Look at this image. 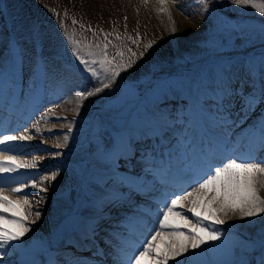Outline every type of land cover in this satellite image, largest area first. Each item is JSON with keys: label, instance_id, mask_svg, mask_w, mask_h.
<instances>
[{"label": "bare ground", "instance_id": "1", "mask_svg": "<svg viewBox=\"0 0 264 264\" xmlns=\"http://www.w3.org/2000/svg\"><path fill=\"white\" fill-rule=\"evenodd\" d=\"M26 1L46 18L58 22L75 20L78 24L100 31L103 37L107 34L112 42L127 45H134L132 40L142 44L152 42L150 54L171 50L178 40L198 37L207 26V12L197 0H165L164 6L171 14V21L168 14L161 11L163 6L160 0ZM173 22L177 29L175 35L171 31ZM117 36L120 40L116 39ZM17 61L22 63V60ZM15 67L17 65L11 64L7 52L0 54V95L9 91L2 101L6 110H9L8 114H11L9 117H0V138L7 134L28 136L30 139L2 144L0 151L11 149L4 154L35 162L36 167L21 169L16 173H0L8 175L2 178L6 177L5 181L8 179L11 187L23 186V193L13 194L9 185L1 182L2 178L0 187L11 199L26 195L33 215L28 216L31 231L21 241L13 242L8 249L0 250V255H3L0 264H31L33 260L38 264H76L77 261L81 264H97L96 259L101 264L103 256L111 258V253L122 252L121 245L135 244L131 242L130 235L143 241L148 230L156 226L158 208L176 194L190 190V186L201 178L202 173L195 182L189 181L192 173L199 170L194 163L189 164L191 158L202 161V171L209 157L220 162L226 156L245 157L251 151L257 160L264 159V153L260 150L264 136L255 130L259 122L252 125V134L256 132V138L249 143L247 135L251 130L238 131L240 127L232 122L235 119L232 110H238L239 102L233 99L229 106L230 112L220 114L217 112L216 100L213 102L219 96L212 97L211 93L208 95V92L201 90L195 91L199 93L196 96L198 100L188 98L184 101L183 106L189 107L192 114H183L182 121L178 118L179 114L168 112L167 116L163 114L162 117L150 110L128 121L121 128L123 135L115 138L116 152H122L126 156L124 160L118 157L120 164L115 162L113 166L103 159L102 165L94 164L92 171L87 172L85 158L88 148L82 145L81 135H84L83 128L87 126L88 110L73 98L71 91L64 90L61 81L46 76L44 68H25L24 73L28 77H35L40 88L52 92L50 98H55L58 105L51 109L55 117L44 113L43 106L35 101L29 112L22 114L24 110L15 98L19 93L8 84L10 76H14ZM237 75L245 76L242 73ZM77 83L74 79L68 82L72 87L79 86ZM217 84L220 85L219 80ZM23 92L28 93V90ZM195 92L191 91V95ZM210 108L215 115L207 113L211 111ZM221 117L227 119L226 124ZM66 121L70 122L67 124ZM242 121L239 120V123ZM91 125L90 130L94 132L102 127L99 123ZM75 128L80 130L72 131ZM208 132L212 135L210 138L207 137ZM65 135L68 136L66 141ZM97 137L93 143L98 145V154L99 148L101 153L111 148L112 136L102 133ZM159 139L162 145L156 144ZM130 140L143 144L138 150L135 145L132 147ZM143 146L150 148L146 156L154 167L145 168ZM160 174L163 175L160 178L163 184L180 186L182 181L179 191L164 197L157 193L154 181ZM33 183L37 187H32ZM40 188H46L47 191L40 192ZM259 195L264 198V187L259 189ZM23 211L28 215V208ZM35 212L40 213L39 219H36ZM32 220L35 223H31ZM246 221L234 217L224 225L217 226L223 232L221 240L202 246L197 250L201 254L192 258L194 253L186 254L187 258H191L190 264H239L249 252L232 245L231 240L232 236L235 238L238 235L243 239L249 236L244 225ZM206 249L209 250L205 252ZM222 252L231 255L232 261L224 259ZM179 261L180 264H186L185 257L179 258ZM170 264H177V261H170Z\"/></svg>", "mask_w": 264, "mask_h": 264}, {"label": "rangeland", "instance_id": "2", "mask_svg": "<svg viewBox=\"0 0 264 264\" xmlns=\"http://www.w3.org/2000/svg\"><path fill=\"white\" fill-rule=\"evenodd\" d=\"M208 9L206 29L200 32L198 37L178 40L171 50L159 54H150L148 51L137 60L132 69L117 78L111 89L81 100L79 95L86 90H94L93 85L96 80L83 70V66L73 55L72 40L77 42V46L92 45L95 50L96 44L104 42L100 31L88 25L81 28V24L75 23V25L73 21L58 22L53 18H46L26 0H0V39H2L0 54L7 52L11 64L17 65L13 70L14 76H10L8 84L19 92L17 97L22 98L23 90L26 89L32 94L38 81L35 77H28L24 73L25 68H44L46 76L52 77L54 81H61L64 90L71 91L72 96L74 94L73 98L89 113L86 118L87 126L83 128L84 135H81V143L88 148L85 158L86 171L91 172L94 164L100 166L104 163L102 156L99 155L100 148L98 154L96 152L98 145L93 143L99 134L104 133L113 138L116 134L118 137L123 135L121 128L146 110L162 117L163 114L167 116L168 112L174 113L182 108L185 115L192 114L189 107L183 106L184 101L188 98L192 101L198 100L196 96L199 93L195 91L201 90L208 92V95L211 93L212 97L219 96L220 85L217 84V80L220 81L219 69L224 65H232V84H238L240 96L244 95L245 85L251 86L246 62L249 58H258L261 52H264V34H262L264 17L251 8L234 6L230 0H209ZM129 48L137 53L143 51L142 46L138 48L135 44L112 42L108 47L109 58L115 56L117 51L127 53ZM16 58L22 60V63ZM241 73L245 76L237 75ZM73 79L79 86L72 87L68 84ZM254 79L258 87L259 77L255 76ZM191 91L196 94L191 95ZM50 93L52 92L47 88L39 90L36 102L43 106L44 113L55 117L51 109L58 103L55 98H50ZM210 97L208 99L212 100ZM173 99L175 101H172ZM158 105L160 107H157ZM210 110L208 114H215L211 108ZM259 110L258 108L257 112ZM232 111L235 118L232 122L235 123L239 112ZM255 115L256 113H253V118L242 121L243 126L241 123H236L240 127L238 131L245 129L251 130L252 133L254 131L252 125L257 124ZM66 122L68 124L70 121ZM92 123H99L102 127L100 126L101 128L95 132L91 131ZM258 128L259 126L255 130L258 131ZM79 130L80 128L72 129L74 132ZM90 138L92 143L89 142ZM244 225L249 236L243 239L238 235H235V238L231 235L233 237L231 244L240 247L243 252H249L243 257L248 264H259L261 257L264 256L262 250L264 218L247 220ZM224 259L232 261V256L224 253Z\"/></svg>", "mask_w": 264, "mask_h": 264}, {"label": "snow or ice", "instance_id": "3", "mask_svg": "<svg viewBox=\"0 0 264 264\" xmlns=\"http://www.w3.org/2000/svg\"><path fill=\"white\" fill-rule=\"evenodd\" d=\"M160 3L163 6L161 11L168 14L171 21V14L164 6L165 0H160ZM197 3L205 12L209 10V0H197ZM230 3L237 7L251 8L264 17V0H230ZM75 23L76 21L73 20V24ZM83 27L81 25V28ZM171 31L173 35L177 31L174 22ZM103 39V43L94 46L95 50L92 45L77 46V42L72 40L73 55L83 66V70L96 80L93 85L94 90H86L79 95L81 100L111 89L122 73L132 69L137 60L153 48L152 42L141 45L138 40H132L138 48L143 47L142 52L137 53L129 48L127 53L117 51L116 55L110 59L108 47L112 41L108 39L107 34ZM116 39L120 40V37L117 36ZM246 68L251 86L245 85L244 95L240 96L238 84H232V65L226 64L222 67L220 95L215 101L217 112L229 113L232 100L237 99L239 119L249 120L253 118V113H256L254 118L259 122L258 132L264 136V52H261L258 58H249ZM255 76L259 77L258 87ZM258 108L260 110L257 112ZM221 120L227 123L226 118L221 117ZM235 123H239V120ZM28 139H30L28 136L6 134L0 138V145ZM67 139L68 136L65 135L64 140ZM129 143L132 147L135 145L138 150L140 144H143L131 140ZM260 150L264 153V144L261 145ZM5 151H11V149L0 151V173H16L21 169L36 167L35 162L21 160L15 155H6ZM147 152L148 149L143 146L144 166L145 168L154 167L147 159ZM101 156L113 166L117 157H126L124 154H117L115 138L111 142V148L103 151ZM32 187L35 188L37 185L33 183ZM261 187H264V159L257 160L251 151L245 157L226 156L219 163H215L209 157L201 178L190 186V190L176 194L174 198H170L158 208L156 226L148 230L147 237L138 242L139 246L132 244L128 248L121 249L125 259L121 260L120 264H170V261H177V264H180L181 257H185L186 264H190L193 256L201 254L197 250L202 246L215 244L221 240L223 232L217 226L224 225L234 217L240 220L264 218V198L259 195ZM10 191L13 194H21L24 188L23 186L10 187ZM39 191L45 192L47 189L40 188ZM24 208L29 209L28 215H25ZM30 208L26 195L11 199L5 195L4 188L0 187V250L8 249L13 242L21 241L31 231L28 216L33 213ZM34 215L36 219H39V212H35ZM31 223H35V220ZM208 250L206 249L205 252ZM262 250H264V242H262ZM188 253H194V255L189 259L186 257ZM0 259H3V255H0ZM31 264H38V262L33 260ZM76 264L81 262L77 261ZM239 264H248V262L241 260ZM259 264H264V256L261 257Z\"/></svg>", "mask_w": 264, "mask_h": 264}]
</instances>
